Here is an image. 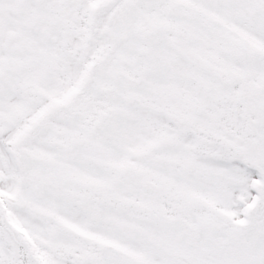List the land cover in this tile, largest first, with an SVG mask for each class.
Instances as JSON below:
<instances>
[{"label":"snow or ice","instance_id":"6c2138e0","mask_svg":"<svg viewBox=\"0 0 264 264\" xmlns=\"http://www.w3.org/2000/svg\"><path fill=\"white\" fill-rule=\"evenodd\" d=\"M0 264H264V0H0Z\"/></svg>","mask_w":264,"mask_h":264}]
</instances>
